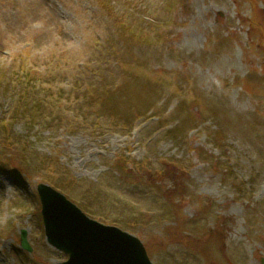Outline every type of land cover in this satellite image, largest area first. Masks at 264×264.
Returning <instances> with one entry per match:
<instances>
[{"label":"rangeland","instance_id":"1","mask_svg":"<svg viewBox=\"0 0 264 264\" xmlns=\"http://www.w3.org/2000/svg\"><path fill=\"white\" fill-rule=\"evenodd\" d=\"M38 184L152 264L264 263V0H0V264L66 259Z\"/></svg>","mask_w":264,"mask_h":264},{"label":"water","instance_id":"2","mask_svg":"<svg viewBox=\"0 0 264 264\" xmlns=\"http://www.w3.org/2000/svg\"><path fill=\"white\" fill-rule=\"evenodd\" d=\"M37 194L46 242L67 256L66 261L56 264H151L136 237L89 219L47 185L39 184ZM20 244L31 251L25 230L20 231Z\"/></svg>","mask_w":264,"mask_h":264},{"label":"trees","instance_id":"3","mask_svg":"<svg viewBox=\"0 0 264 264\" xmlns=\"http://www.w3.org/2000/svg\"><path fill=\"white\" fill-rule=\"evenodd\" d=\"M25 82L21 83L23 85L22 87V91L20 93V96H23V101L20 102L21 107H26V109H28V122L32 123L31 120L36 119L39 120L42 115V103H43V98H45L46 96L43 95L42 99L36 97L35 96L41 92L44 94V92H46V90L44 88H41L38 92H34L33 96L30 99V94L27 93H31V90L33 89V87L30 85L32 79L34 78V75L31 74L30 72L24 77ZM13 85H17V83H12ZM25 103V104H24ZM21 111V110H19ZM19 115V114H18ZM22 116L24 115V113L21 114ZM24 117V116H23ZM104 217H108V216H104ZM108 220V218H107Z\"/></svg>","mask_w":264,"mask_h":264}]
</instances>
